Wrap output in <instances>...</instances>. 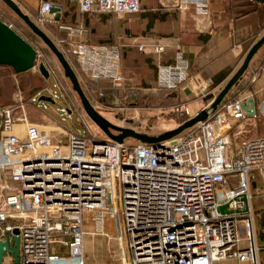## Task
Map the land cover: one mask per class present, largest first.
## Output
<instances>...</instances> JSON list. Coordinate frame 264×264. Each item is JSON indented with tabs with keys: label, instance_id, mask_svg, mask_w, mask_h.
<instances>
[{
	"label": "built area",
	"instance_id": "1",
	"mask_svg": "<svg viewBox=\"0 0 264 264\" xmlns=\"http://www.w3.org/2000/svg\"><path fill=\"white\" fill-rule=\"evenodd\" d=\"M183 1L193 3L198 14H208V0ZM79 8L83 13L127 15L140 10V0H79ZM39 21L47 19L41 15ZM61 28L68 31V52L86 78L122 84L116 46L75 41L85 28ZM163 50L161 44L153 46L155 53ZM190 81L189 61L180 49L172 64L157 65L156 87L188 89L197 96L211 84L191 88ZM57 87L54 82L52 100L62 96ZM14 100L0 108V240L6 231H17V264H84V236H107V218L114 222L123 247L121 213L130 264H214L223 259L261 264L251 180L253 172H264V133L244 136L246 98L222 102L184 136L133 146L89 141L80 132H69L64 143L54 141L28 121L20 92ZM175 111L190 115L187 103ZM19 123L23 135L15 131ZM232 127L235 144L228 133ZM220 205H225L224 212ZM88 222L93 225L90 231ZM56 243L66 252L53 251ZM6 256L1 264H15ZM122 264H128L125 256Z\"/></svg>",
	"mask_w": 264,
	"mask_h": 264
},
{
	"label": "crops",
	"instance_id": "2",
	"mask_svg": "<svg viewBox=\"0 0 264 264\" xmlns=\"http://www.w3.org/2000/svg\"><path fill=\"white\" fill-rule=\"evenodd\" d=\"M14 1L23 12L37 20L43 15L47 22L53 23L54 26L58 24L60 28L61 26L85 28V34L75 36L73 38L75 41H84L92 45L116 46L123 82L120 86L113 84L118 92L113 98L128 94L132 101L130 104L137 99L138 93L147 95L155 90L157 65L172 64L178 49L183 51L189 61V74L192 81L188 85L192 88L194 84L200 82H212L215 74L227 68H233L230 77L242 63L241 55L249 42L254 38L258 40L264 34L258 12L254 10V6H261L264 0H208V14H198L193 3L183 0H140V10L127 15L83 13L79 8V0ZM60 30L57 32L61 38H67L68 31L65 28ZM156 44L164 46L161 53L153 52V46ZM249 67L254 70V56ZM16 76L10 68L0 66V78L14 81L17 90L13 94L14 98L17 92H20ZM82 76L90 81L83 73ZM229 77L216 89L224 85ZM96 92L103 93L98 87L93 91L95 94ZM184 95L190 96L192 92L185 91ZM239 98H246L247 101L253 98L255 103V113L247 115L241 121L247 134L244 136H254V124L259 125L255 135L264 133V79L256 84L255 90L253 81L252 91L240 95ZM23 99L25 100L24 97ZM113 100L111 99V102ZM186 103L189 109H194L192 116L207 106L199 98H192ZM25 104L34 106L28 101ZM9 105L11 104L0 96V108ZM16 111L21 115L19 110ZM38 121L37 125L47 133L54 129L51 124L42 123L39 119ZM21 126H23L21 123L15 126V131L19 135L24 134V126ZM235 130L236 128L232 127L228 131L232 139H234ZM255 177L253 205L258 216V211L264 209V172H253V181ZM2 182L3 180H0V188ZM8 182L12 187L16 185L15 182ZM10 220L13 223L17 222L14 219ZM257 222L256 229L259 228V231L264 233L260 218ZM0 226L2 227L3 224ZM262 237L258 235L259 246L264 245L260 241ZM52 249L58 253L66 252V247L59 243H56ZM8 255L5 259L11 257ZM259 257L261 264H264V250L261 249Z\"/></svg>",
	"mask_w": 264,
	"mask_h": 264
},
{
	"label": "rangeland",
	"instance_id": "3",
	"mask_svg": "<svg viewBox=\"0 0 264 264\" xmlns=\"http://www.w3.org/2000/svg\"><path fill=\"white\" fill-rule=\"evenodd\" d=\"M0 17L5 19L6 23L11 25L13 29H17V31H19L21 35H23L28 41H30L29 43L38 52L36 63L43 62L51 72L48 79H41L39 77L40 73L38 69L34 68L27 70L26 73H23L20 76H16L19 86L18 89L24 98L30 93H33L35 90L41 88L40 94L37 96L34 106L28 104H25L24 106L28 121L37 124L39 122V119L40 122L42 121V123H45L47 125L51 124L54 129L52 130V132H48V134L53 138L54 141L60 143H64L67 141L69 132H80L81 134L85 135L87 130L90 131L96 137V139L100 141L110 142L111 140L109 139V137L86 114L81 105L78 95L73 90L69 79L64 75V71L55 55L44 44V42L38 36L33 34L32 31L27 27V25L1 0ZM29 17L45 32L48 31L46 29V26H52L55 32L61 31V28L58 24L54 26L53 23L51 24L50 22L46 21L43 22L37 20V18L35 17ZM48 33L46 32V34L54 42H56V37L53 38L51 32ZM65 39L62 38V42L65 43ZM263 53L264 45L260 47L254 55V73L252 70L247 68L239 79V82L229 92L230 96H234L235 94L243 95L245 93H248V91L244 90L248 87L249 84H253V81L255 90L256 84L264 79V69L258 71ZM54 82H57L59 88L57 87L56 89L62 96L58 100H40V96H51V90L54 89L52 88ZM223 86L224 85L216 89L213 98L209 102H212L214 100ZM0 90L2 92L1 98H3L4 100L6 99L7 103L11 105L15 103L14 99L16 98V96L14 98L13 94L17 90L13 80L0 78ZM153 92L155 93L157 91L154 90ZM18 93L19 92H17V94ZM160 94L162 95L163 105L161 104L162 106H160L159 104H148V109H139L133 107V105L130 104L132 103V101L130 95L128 94L122 95V97L112 98L114 99L112 101L113 103L109 101V104L111 105L104 106L96 103L94 107L103 118H105L114 126L130 128L136 132L143 133L149 136H160L168 132L169 130L176 128L186 119L192 117V113L194 112V109H189L191 116L179 115L178 112L175 111L176 107H171L170 103H173V100H168L165 92H161ZM192 98L195 99L194 93L186 97L184 94H180L179 92V98L175 103H184L192 100ZM199 99L202 100V102H204L205 104H210L203 98ZM36 103L39 106L38 108H36ZM60 107H64L65 110L61 111ZM14 112L15 115H20L16 110ZM36 115L38 117H36ZM195 125L183 130L173 138L184 136L185 134L189 133L195 127ZM258 126V124H254V135L258 129ZM111 131L113 133H116V131L113 129ZM244 135L247 134L244 133ZM235 142L236 141L233 139L232 144H235ZM123 143L128 146H133L141 142L133 137H126L124 138ZM226 156H229V149L226 150ZM254 181H256V177L254 178ZM254 181L252 178V194L255 193L253 192V188L256 187ZM219 195V192H217V196ZM258 212V216L260 217L257 216V211H255V224L257 225V219L260 218L262 227H264V209H261ZM120 222L122 226L121 234L123 239V247H120L119 245L117 236L118 233L116 231L114 222L111 219L107 218L104 223V229L108 232L107 236L97 235L94 233L91 234L90 232H88L84 236L83 250L86 256L84 264H122L124 256L126 257V262L130 264L131 259L130 251L128 248V237L124 227V218L122 213L120 216ZM86 229L88 231L92 230L93 225L88 222L86 224ZM256 231L258 232L257 236L259 234L262 236L264 235L261 230L259 231V228H257ZM261 249L262 251L264 250V245H260V251ZM214 264H235V260L223 259L214 262Z\"/></svg>",
	"mask_w": 264,
	"mask_h": 264
},
{
	"label": "water",
	"instance_id": "4",
	"mask_svg": "<svg viewBox=\"0 0 264 264\" xmlns=\"http://www.w3.org/2000/svg\"><path fill=\"white\" fill-rule=\"evenodd\" d=\"M3 1L30 29L37 35L44 44L55 55L60 63L64 75L69 79L73 90L79 97L81 105L85 110L89 118L109 137L111 141L123 142L126 137H133L140 142L146 144H156L160 141L170 139L179 134L183 130L190 128L197 124L199 121L205 120L210 113L217 110L222 103L231 87L240 79L245 70L248 68L249 63L258 49L264 44V34L250 47L242 63L236 69V71L229 77L227 82L218 92L214 100L207 108H203L198 111L194 116L186 119L176 128L169 130L168 132L160 136H149L143 133L136 132L130 128L117 127L109 123L103 118L91 104L85 93L83 92L79 79L71 67L69 61L64 54L59 50L54 41L29 17L28 14L23 12L20 6L14 0H1ZM38 52L37 50L20 34H18L8 23L0 19V65L9 66L15 73L25 72L36 66ZM39 73L48 79L50 76V70L43 63L40 62L37 65ZM188 92V90H185ZM40 100L52 101L51 97L40 96ZM244 108L247 115H253L255 113V103L253 98H249L248 105L244 104ZM115 130L113 133L111 130ZM98 140V139H97ZM219 210L224 212L225 205H220ZM4 240H0V264L6 254H9L15 264L19 262V242L20 238L17 234L6 231L4 234Z\"/></svg>",
	"mask_w": 264,
	"mask_h": 264
},
{
	"label": "trees",
	"instance_id": "5",
	"mask_svg": "<svg viewBox=\"0 0 264 264\" xmlns=\"http://www.w3.org/2000/svg\"><path fill=\"white\" fill-rule=\"evenodd\" d=\"M254 10L258 12V17L260 19V24H261V27L262 29H264V4H262L261 6H254ZM1 20L5 21V19H3L2 17H0ZM28 27V26H27ZM47 30L46 31L47 33L48 32H51L53 38L56 37L57 41L54 42L56 44V46L59 48V50L64 54V56L66 57V59L69 61L71 67L73 68L74 72L76 73L78 79H79V82H80V85H81V88L83 90V92L85 93V95L87 96V98L89 99V101L91 102V104L94 106L96 105V103L98 104H101V105H104V106H107V105H111L109 104V101H111V99L115 96L117 92V88L113 85L112 81L110 79H100L98 83H92L88 80H86L83 76H82V73L79 69V66L78 64L76 63V61L72 58V56L69 54L68 52V47H67V44L62 42L61 41V35L58 33V32H55V30L53 29L52 26H46ZM29 28V27H28ZM30 29V28H29ZM14 30L21 35V33H19V31H17V29L14 28ZM31 30V29H30ZM43 30V29H42ZM44 31V30H43ZM45 32V31H44ZM45 32V33H46ZM33 33V32H32ZM34 34V33H33ZM49 34V33H48ZM24 39H26L23 35H21ZM37 36V35H36ZM58 36V37H57ZM27 40V39H26ZM256 38H254L252 41L249 42V45L247 46V48L244 50V52L242 53L241 55V58H244L246 53L248 52V50L250 49V47L257 41H255ZM28 41V40H27ZM255 41V42H254ZM30 42V41H28ZM264 45V44H263ZM262 45V46H263ZM261 46V47H262ZM0 66H4V67H7V68H10L12 70L11 67L9 66H5V65H0ZM248 68L250 69V67L248 66ZM264 69V53H263V57L260 61V64H259V68H258V71L260 70H263ZM252 70V69H250ZM13 71V70H12ZM233 71V68H227L217 74H215L213 76V80L211 82V84L209 85L207 91L205 92V94H199L197 96H195V98H203L206 100V102H209L213 96H214V93H213V90L217 88V86L222 83L224 80H226L229 75L232 73ZM246 71V70H245ZM253 73H254V70H252ZM13 73H15L13 71ZM23 73H26L25 72H21V73H16V75L20 76L22 75ZM40 78L42 79H45L41 74H39ZM241 78V77H240ZM6 79V78H5ZM4 82V81H3ZM239 82V80L231 87V89L233 87H235V85ZM252 85L253 84H249L247 88H245L244 91H248V92H251L252 91ZM46 86V85H45ZM44 86V87H45ZM42 87V88H44ZM98 87L99 91H103L102 94H98V92L93 93V91ZM102 89V90H101ZM231 89L229 90V92L231 91ZM41 90L38 89V90H35L33 93H30L29 95H27L25 97V102L28 101V103H31L30 102V99L37 93ZM155 90L157 92H152L151 94H147V95H140L139 93L137 94L138 97L137 99L134 101V103L132 104L133 107L135 108H139V109H148L147 106L148 104L149 105H155V104H159L160 106L163 105V99H162V95L160 94L161 92H165L167 95L166 97L168 98V100L172 101L173 100V103H170L171 104V107L175 106L177 107L178 105H180L179 103H175L178 98H179V92L180 94H184L185 91L184 90H181V89H174V90H169V89H164V88H159V87H155ZM98 91V90H97ZM229 92L227 93L226 97L224 98V100L222 102H228V101H233V100H237L240 95L239 94H235L234 96H230L229 95ZM0 96H2V92L0 90ZM183 103V102H182ZM186 103V102H184ZM162 104V105H161ZM185 120V119H184ZM87 140L89 141H97L96 137L90 132V131H86L85 133V136H84ZM255 182V185H256V181ZM260 241L262 243H264V235L263 237L260 239Z\"/></svg>",
	"mask_w": 264,
	"mask_h": 264
}]
</instances>
